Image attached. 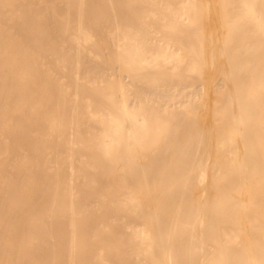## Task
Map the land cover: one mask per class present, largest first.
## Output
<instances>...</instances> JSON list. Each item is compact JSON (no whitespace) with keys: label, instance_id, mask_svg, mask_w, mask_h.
Listing matches in <instances>:
<instances>
[{"label":"bare ground","instance_id":"1","mask_svg":"<svg viewBox=\"0 0 264 264\" xmlns=\"http://www.w3.org/2000/svg\"><path fill=\"white\" fill-rule=\"evenodd\" d=\"M0 264H264V0H0Z\"/></svg>","mask_w":264,"mask_h":264}]
</instances>
